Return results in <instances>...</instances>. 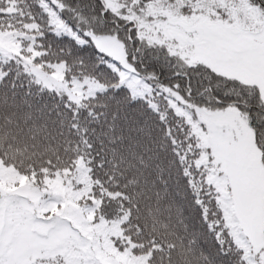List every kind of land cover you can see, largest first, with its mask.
I'll return each instance as SVG.
<instances>
[{
	"label": "snow or ice",
	"instance_id": "obj_1",
	"mask_svg": "<svg viewBox=\"0 0 264 264\" xmlns=\"http://www.w3.org/2000/svg\"><path fill=\"white\" fill-rule=\"evenodd\" d=\"M0 264H264V0H0Z\"/></svg>",
	"mask_w": 264,
	"mask_h": 264
}]
</instances>
